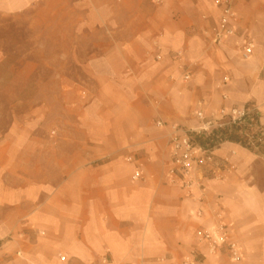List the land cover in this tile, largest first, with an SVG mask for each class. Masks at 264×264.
<instances>
[{
  "label": "crops",
  "instance_id": "obj_1",
  "mask_svg": "<svg viewBox=\"0 0 264 264\" xmlns=\"http://www.w3.org/2000/svg\"><path fill=\"white\" fill-rule=\"evenodd\" d=\"M50 11H69L85 29L53 38L54 111L67 129L41 130L42 82L0 126V264H182L201 250L196 234L213 225L215 210L242 258L223 252L209 263L264 264L263 154L226 142L216 156L233 168L222 180L205 170L203 188L187 192L170 182L160 153L142 148L143 127L157 117L195 130L200 112L213 123L251 106L264 124V0H235V33L218 44L216 0H0L1 19L21 26ZM8 58L0 47V73Z\"/></svg>",
  "mask_w": 264,
  "mask_h": 264
},
{
  "label": "rangeland",
  "instance_id": "obj_2",
  "mask_svg": "<svg viewBox=\"0 0 264 264\" xmlns=\"http://www.w3.org/2000/svg\"><path fill=\"white\" fill-rule=\"evenodd\" d=\"M74 14V20L76 23L78 13L74 12ZM69 16V11H50L47 12L45 16H35L36 18L31 16L29 19L30 25L28 26L26 24L23 26L18 25L13 18L1 19L0 17V47L9 56L3 71L0 73V84L4 85L5 83H13L15 86L13 91L7 93H5L6 91L0 89V121H2L0 122V126L5 127L7 123H9L11 111L14 110L16 112L19 110L23 104L21 103L20 105V102L37 98V84L42 82L46 84V87L43 94L40 95V99L45 102L46 115L42 119L43 128L41 130L54 133L57 130L67 129V127H64L63 125L64 121L62 122V126H59V118L56 116L54 111L55 106L53 101L57 96V92L54 91L52 83L55 62L53 56L55 46L57 45L53 42V38L55 35L69 37L70 35L83 33L85 30L83 27L72 25ZM39 38H47V42H38ZM39 46H43V49L40 53L38 52ZM61 46L63 47V50L64 46H66L65 49H68L69 43H62ZM61 61L62 66H67V68L69 67L68 59L63 58ZM27 65H30L34 69H28V74L23 75L22 72L26 70L25 68ZM186 69L188 70V67H186ZM178 70L182 72V70ZM61 77L63 79H69L70 75H63ZM78 79H83V77L79 76ZM23 84L26 85V87H23ZM64 93L65 95H63V97L68 99L70 91L65 90ZM86 94L87 92L85 91H79L77 95L84 105L88 101ZM68 119L69 115L66 121H68ZM196 120L199 121L198 114L196 115ZM159 121H162V119L157 117L150 128L143 127V131H146V133L142 138V148L151 147L152 152L160 153L161 163L165 165L166 168L170 162L168 146L169 130L166 128H160L157 125ZM217 121L218 122L215 123L210 132L216 130L220 124L227 123V119H220ZM165 123L169 126H178L179 128L189 131L196 143L200 144L201 146L206 147L208 145L206 136L202 131H200V126L193 130L182 125H177L173 122ZM233 132L235 131L233 130ZM230 136H233L239 140L238 136H236L234 133ZM226 142L227 141L224 143ZM236 144H238L240 147L248 149L240 142ZM221 148L222 147L219 149ZM252 150L253 152L260 154L261 152H264V147ZM141 157H143V153ZM225 159H228V163H225ZM216 160L219 166L208 165L203 169L205 171L214 168L217 174L216 179L222 180L224 179L223 177H225V173L233 168L232 159L229 156L218 159L216 156ZM218 168L221 170L219 171Z\"/></svg>",
  "mask_w": 264,
  "mask_h": 264
},
{
  "label": "built area",
  "instance_id": "obj_3",
  "mask_svg": "<svg viewBox=\"0 0 264 264\" xmlns=\"http://www.w3.org/2000/svg\"><path fill=\"white\" fill-rule=\"evenodd\" d=\"M220 8L218 25L212 32L214 42L220 43L225 37L232 36L235 31L231 29V23L237 14L235 11V0H216ZM254 51L252 43H246L243 52V59L248 60ZM183 52H177L176 59L178 67L183 72V80L188 82L192 79V74L186 69L183 62ZM201 122L200 131L207 138L206 147L196 143L189 131L178 126H169L165 122L159 121L160 128L169 130V164L166 175L171 183L180 185L187 192H192L195 188H203L204 167L208 165H218L216 162V151L224 145V135L218 133L228 130V135L233 133L238 136L239 142L250 149L264 147V124L261 122L257 108L247 106L235 109L230 114H225L221 119H227L226 124L211 131L216 122H208L202 112L198 113ZM233 130H236L233 132ZM217 132V133H216ZM228 163V159H225ZM225 166V165H223ZM220 171L221 169L218 168ZM138 177V176H137ZM204 212H198L203 216ZM214 217L213 225L208 229H201L197 232V240L200 249H191L183 258L182 264H210L209 260L226 252L230 259L238 263L242 258V248L235 239L231 229L227 225L221 210L212 211Z\"/></svg>",
  "mask_w": 264,
  "mask_h": 264
},
{
  "label": "trees",
  "instance_id": "obj_4",
  "mask_svg": "<svg viewBox=\"0 0 264 264\" xmlns=\"http://www.w3.org/2000/svg\"><path fill=\"white\" fill-rule=\"evenodd\" d=\"M230 129H233V128H228V130L220 131L218 133H221L222 135H224L223 136L224 137V141L231 142V143H238L239 140L237 138L228 135V132H229ZM234 131H236V130H234ZM248 149L253 152L252 149H250V148H248ZM260 154H264V152H261Z\"/></svg>",
  "mask_w": 264,
  "mask_h": 264
}]
</instances>
